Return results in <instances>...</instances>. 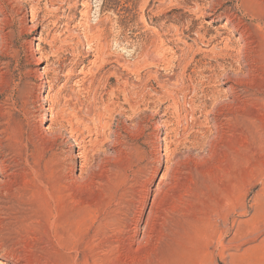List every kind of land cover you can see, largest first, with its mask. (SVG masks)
<instances>
[{"label": "rangeland", "instance_id": "obj_1", "mask_svg": "<svg viewBox=\"0 0 264 264\" xmlns=\"http://www.w3.org/2000/svg\"><path fill=\"white\" fill-rule=\"evenodd\" d=\"M227 17L225 37L257 25L244 0H0L1 263L264 264L263 56L196 42ZM41 105L65 117L54 151L75 175L67 186L54 187L35 157L47 142ZM115 132L126 153L147 151L139 171L78 178L74 154H110ZM156 186L163 197L136 241L141 191Z\"/></svg>", "mask_w": 264, "mask_h": 264}, {"label": "bare ground", "instance_id": "obj_2", "mask_svg": "<svg viewBox=\"0 0 264 264\" xmlns=\"http://www.w3.org/2000/svg\"><path fill=\"white\" fill-rule=\"evenodd\" d=\"M246 2V6L249 9V11L251 12V15H254V20L256 21V26L254 27V30L252 31L251 29H248L247 26H242L241 24L239 25H231V30H229L228 32L231 33V36L229 37H225L224 36V32H227V26L230 25V21L229 17L226 18V20L224 21V23L222 25H220V27L218 28L219 30L214 31V35L215 38H210L209 40L206 38L208 31H203L202 34L198 35V40L196 42L201 43L203 45V43H207L209 44V42H212L214 40H219V43H223V53L225 51H229V52H235V49L238 48V50H241L243 53L245 54H249L251 52H256L259 53L261 52V56H263L264 58V3H261V0H244ZM263 2V1H262ZM240 3V2H239ZM206 4V3H205ZM208 4V3H207ZM206 4V5H207ZM245 4V3H244ZM198 6V5H197ZM204 6V5H203ZM205 8V7H204ZM202 6H198V14L201 18H208L212 21H214L215 19V12L212 10H209L208 12H206L207 10H205ZM20 11V10H19ZM195 12V11H194ZM26 13V12H25ZM196 13V12H195ZM28 14L31 17V22L34 21L37 18V13H36V9L34 8H29L28 10ZM27 15V14H26ZM22 16V15H21ZM37 20V19H36ZM35 20V21H36ZM34 21V22H35ZM209 22V23H210ZM33 23V22H32ZM241 23V22H240ZM207 24V23H206ZM208 25V24H207ZM254 25V24H253ZM36 26V24H35ZM32 29V28H31ZM177 30V29H176ZM210 31V30H209ZM47 32H49L47 30ZM223 32V33H222ZM237 33L238 37L236 39V41L239 43H236L232 41V34L233 33ZM48 34V33H47ZM46 34V36H47ZM182 34V33H181ZM180 34V35H181ZM52 36V35H51ZM178 36V35H177ZM182 36V35H181ZM55 37V36H54ZM180 37V36H179ZM177 37V38H179ZM53 38V36L51 37ZM50 38V39H51ZM49 39V40H50ZM33 42L37 43V48L39 46L40 43L43 42L44 37H34L33 38ZM48 41V40H47ZM46 41V42H47ZM51 41V40H50ZM181 40H179L180 42ZM45 43V41H44ZM185 44V42L183 43ZM42 45V44H41ZM236 45V46H235ZM33 46V45H32ZM204 46V45H203ZM208 46V45H207ZM40 47V46H39ZM186 47V46H185ZM189 47V46H188ZM159 48V46H158ZM156 48V49H158ZM215 48V46L213 47ZM36 49V48H35ZM41 50V49H40ZM37 51V50H36ZM222 51V50H221ZM39 52V51H38ZM156 52V51H155ZM198 52H202V53H208L206 50L203 49H198ZM240 52V51H239ZM250 55V54H249ZM255 57V56H254ZM262 58V57H261ZM262 58V60H264ZM42 58H38L37 59V65H41L42 64ZM164 62V61H163ZM167 63V62H166ZM40 67V66H39ZM45 72L44 66L42 68ZM47 71V70H46ZM39 72V71H38ZM48 72V71H47ZM81 72V70H80ZM43 73V72H42ZM46 73V72H45ZM40 74V73H39ZM41 75V74H40ZM44 75V74H43ZM47 75V74H46ZM213 75V74H212ZM41 79V78H40ZM89 87V86H88ZM130 87V86H129ZM45 85L44 82L41 84L40 86V90H44ZM39 89V88H38ZM138 90V89H136ZM43 93V92H41ZM55 95H52L50 92L45 93L43 100V103L49 104L50 102H52L53 100H56V98L54 97ZM55 98V99H54ZM41 100V101H42ZM58 100V99H57ZM55 102V101H54ZM53 103V102H52ZM3 105V104H2ZM43 110V115L41 120H39L40 122V128L39 129V134L43 137V139L45 138L47 140V142L45 143V145L43 146V144L40 146L39 150H35V154H37L35 157L38 159L42 160L43 166L45 168V172L49 175V179L52 182V185L54 187H60V186H67L71 180L75 179V175L74 174H69L66 173L65 169L62 166L61 163V159L58 153H56V151H54V146L56 144V141L58 139V135L63 127V119L62 118L63 115H61L63 113V111L61 110L60 112H62L60 114V116L58 118H56V120L52 119L50 116H48V113H50L51 108L49 107L50 105H47L48 107H43V105H41ZM12 107V106H11ZM53 109V108H52ZM7 111V110H5ZM9 111V110H8ZM135 111V110H134ZM137 111V110H136ZM3 113V112H2ZM5 114V112H4ZM3 114V115H4ZM10 114V113H9ZM2 115V114H1ZM2 115V116H3ZM7 115V114H6ZM5 115V116H6ZM8 116V115H7ZM6 116V118H7ZM58 116V115H57ZM1 117V116H0ZM12 117V116H11ZM4 118V116H3ZM9 118V117H8ZM11 119V118H10ZM9 119V120H10ZM15 119V118H14ZM2 120V118H1ZM12 120V119H11ZM10 120V121H11ZM8 121V120H6ZM5 122V121H4ZM12 122V121H11ZM21 123V122H20ZM19 123V124H20ZM28 123V122H27ZM46 123H48L46 125ZM15 124V123H14ZM7 125V124H6ZM128 125V124H127ZM12 126V125H11ZM18 126V125H17ZM24 126V125H23ZM22 126V127H23ZM130 126V125H129ZM139 126V125H138ZM159 126V125H158ZM21 127V126H18ZM24 129V128H23ZM30 129V128H29ZM34 129V128H33ZM64 129V128H63ZM111 129V128H110ZM25 130V129H24ZM20 131V130H19ZM22 131V130H21ZM28 131V129L26 130ZM31 131V130H30ZM72 131V129H71ZM23 132V131H22ZM22 132L20 134H22ZM29 132V131H28ZM34 132V131H33ZM30 133V132H29ZM28 133V135H29ZM36 133V132H35ZM127 133V132H126ZM119 133H114L113 135V139L110 137V146L112 147V151L110 154H107L105 151H101V147L98 150L100 152L99 156L94 160V161H87L86 158H84L83 153H75L74 156L72 157L73 160H75L76 162H78V165L76 164V168L78 170V178L82 179L84 182L86 183H90V184H99L101 181H104L105 179H107V177L111 174L113 176L116 177H121L122 175L125 176L127 171H133L134 168H136V172L139 171V167L138 165H140L139 163L141 161H143L146 157H147V151H142L140 147L136 146L132 149L127 150L128 153L125 152L123 148H125V142L123 143L120 139V136L118 135ZM23 135V134H22ZM33 135V134H32ZM20 137H22L21 135H19ZM27 136V134H26ZM60 136V135H59ZM155 136V135H154ZM30 137V136H29ZM28 137V138H29ZM39 137V136H38ZM25 138V137H24ZM33 138V137H32ZM148 138V137H147ZM170 138V137H169ZM18 139V138H17ZM123 139V138H122ZM30 140V138H29ZM32 140V139H31ZM35 140V138H34ZM101 141L99 142L100 144H102L101 146H105L106 143L108 142L107 137L104 139H100ZM25 141V140H23ZM40 141V140H38ZM42 141V140H41ZM151 142V141H150ZM32 143V142H31ZM30 143V144H31ZM35 143V142H34ZM109 143V142H108ZM107 143V144H108ZM153 143V142H152ZM26 144V143H24ZM29 144V145H30ZM39 144V143H38ZM105 144V145H104ZM127 144V143H126ZM151 144V143H150ZM19 145V143H18ZM17 145V146H18ZM27 145V146H29ZM34 145V144H33ZM40 145V144H39ZM24 146V145H22ZM21 146V147H22ZM27 146L25 147V149H27ZM35 146V145H34ZM38 146V145H37ZM129 146V145H128ZM160 147V146H159ZM169 146H165V150H164V157L166 159L165 161V171H169V165L167 163H169ZM36 148V147H35ZM131 148V146H130ZM38 149V148H37ZM124 150V151H123ZM15 152V151H14ZM34 153V152H33ZM17 154V153H16ZM151 154V153H150ZM16 156V155H15ZM27 156V155H26ZM161 156V155H160ZM32 157H34V155L32 154ZM21 158V157H20ZM172 158V157H171ZM147 159V158H146ZM156 160V159H155ZM25 161V160H24ZM27 161V160H26ZM171 161V159H170ZM1 162V161H0ZM34 162V161H33ZM149 163V162H147ZM146 163V164H147ZM144 164V163H143ZM32 166V165H31ZM146 166V165H145ZM149 167V166H148ZM18 168V167H17ZM142 165L141 168L142 169ZM143 170V169H142ZM22 172V171H20ZM70 172V171H69ZM145 172V171H144ZM134 174V171L132 172ZM14 175V174H13ZM165 175V174H164ZM136 176V175H134ZM133 176V177H134ZM140 176V175H138ZM137 176V177H138ZM8 177V176H7ZM13 177V176H12ZM24 177V176H23ZM136 178V177H135ZM137 179V178H136ZM11 181V179H10ZM16 181V179H15ZM133 181H135V179L133 178ZM137 181V180H136ZM14 182V181H13ZM138 182V181H137ZM139 183V182H138ZM161 183V179L159 180V183ZM12 184V182H11ZM14 184V183H13ZM163 184V183H162ZM13 186V185H12ZM90 186V185H89ZM135 186V184L133 185ZM156 190L155 191H151L150 188L147 187H143L142 189V193L140 194V206L138 209V215L134 218L132 225V230H133V235L134 238L137 239L139 237H144L146 236V230L149 228L150 226V222H151V217L152 214L154 212L155 207L158 205V201L161 197H163V193L161 192V188L160 186H156ZM131 189V188H130ZM126 190V189H125ZM135 190V189H134ZM141 190V189H140ZM12 191V190H11ZM128 191H130L128 189ZM126 192V191H125ZM123 192V193H125ZM133 192V191H132ZM136 192V191H135ZM152 192H154V194L152 195V200L150 203V206L146 212L147 209V205H148V201L149 198L152 194ZM9 193V192H6ZM12 193V192H11ZM134 193V192H133ZM137 193V192H136ZM128 194V193H127ZM139 194V193H138ZM134 195V194H133ZM132 195V196H133ZM126 196H130L126 195ZM138 196V195H135ZM122 198V197H121ZM125 198V197H124ZM133 198V197H131ZM131 198H129L131 200ZM136 199V198H135ZM137 200V199H136ZM123 201V198H122ZM121 201V202H122ZM125 202V201H124ZM128 202V201H126ZM132 202V200H131ZM118 203V202H117ZM123 204V203H122ZM134 204V202L132 203ZM137 203H135L136 205ZM128 204H126L127 207ZM119 206V205H118ZM125 206V205H124ZM123 207V206H122ZM130 207V206H129ZM128 207V208H129ZM126 208V209H128ZM122 209V208H121ZM124 209V207H123ZM128 211V210H127ZM133 211V210H131ZM122 212V211H121ZM135 212V211H134ZM146 212V214H145ZM126 214V211H125ZM134 214V213H133ZM111 218V217H110ZM115 219V218H114ZM113 219V220H114ZM111 220V219H110ZM114 222V221H112ZM119 222V221H118ZM123 222V221H122ZM117 224V223H116ZM121 225V224H120ZM120 227L123 228V226L121 225ZM115 228V227H114ZM118 228V227H117ZM121 228V229H122ZM123 232V231H122ZM130 235V234H129ZM123 239V238H122ZM145 239V238H144ZM0 264H3L0 262Z\"/></svg>", "mask_w": 264, "mask_h": 264}]
</instances>
